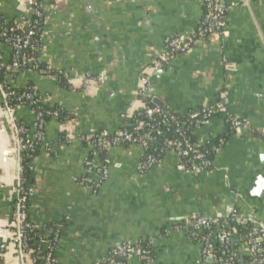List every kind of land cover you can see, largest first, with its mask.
Segmentation results:
<instances>
[{
    "label": "crops",
    "instance_id": "crops-1",
    "mask_svg": "<svg viewBox=\"0 0 264 264\" xmlns=\"http://www.w3.org/2000/svg\"><path fill=\"white\" fill-rule=\"evenodd\" d=\"M34 1L42 12L37 58L68 87L57 76L34 71L8 83L30 84L44 106L71 115L46 121L25 176L32 189L29 223L57 228L55 264H94L118 244L140 241L149 242L154 264H213L212 256L202 254L204 229L191 230L189 221L235 214L264 227V0H221L222 29L161 64L166 40L189 36L199 26L201 0H0V20L15 22ZM0 55L9 61L10 49L0 46ZM81 75L102 82L85 86ZM146 75L149 97L179 115L218 109L193 129L202 144L224 134L228 118L245 128L222 141L210 170L188 168L168 150L144 171V147L120 146L106 154L108 178L84 185L90 152L65 138L126 128L145 104L137 91ZM16 114L32 125L27 108ZM15 167V136L0 98V230L12 222ZM231 244L238 264H252L242 258L251 257L248 242L234 237ZM257 252L264 257V241ZM0 264H19L12 248L0 254ZM128 264L140 262L132 257Z\"/></svg>",
    "mask_w": 264,
    "mask_h": 264
},
{
    "label": "built area",
    "instance_id": "built-area-1",
    "mask_svg": "<svg viewBox=\"0 0 264 264\" xmlns=\"http://www.w3.org/2000/svg\"><path fill=\"white\" fill-rule=\"evenodd\" d=\"M204 8L203 18L192 34L189 36L177 35L170 37L164 44L163 54L157 64L165 63L171 60L174 56L190 51L195 42L205 40L210 35L217 33L223 27V18L226 13V8L221 0H201ZM42 18V12L36 1L32 2L31 6L25 15H22L14 22L15 27L11 28L9 32H0V46L5 45L10 49L11 55L9 61H4L0 55V73L5 74L9 78L17 75H23L27 71H34L40 75H49L52 71L51 67L43 64L37 58V52L40 49L41 41L36 39L34 24L37 20ZM45 65V66H43ZM66 78V76H65ZM80 81L85 86H90L95 83H101V78H93L89 76H79ZM68 82V80H67ZM149 82L150 77L144 76L141 80L137 95L149 97ZM19 87L8 85L4 86L0 82V98L3 112L6 116L9 128L15 136L16 142V167L14 182L11 185V190L14 195L13 215L11 225L7 230H0V254L7 252L12 248L19 264H34L36 258L33 256L35 252H43V264H55L54 262V248L58 237L55 231L52 236L40 234L37 236L36 244L37 250L31 249L26 238V230L33 227L28 220L29 199L32 189L26 185L24 178L27 164L24 163L23 154L34 150L37 146H41V141L44 133L46 121L43 119V113L32 106L42 104V96L32 86H23V92L18 93ZM148 94V95H147ZM30 107V109H29ZM21 108H27L33 117L31 126L20 122L16 112ZM141 113L148 120L138 121L134 119L139 110L132 115L131 122L126 128L115 133L101 131L97 134L66 137V142L78 141L84 144L89 152L90 158L85 163V176L81 179V183L88 187H93L95 180H106L109 176L110 161L105 155L101 158V163L96 165L94 159L99 157L102 152L107 154L112 148L120 146L141 145L154 142L162 134L159 129L160 125L167 126L175 119L169 114L168 110L156 106L148 107L145 104L141 108ZM218 112L214 107H203L194 110L189 114V121L200 123L208 120L211 116ZM53 118H57L58 112H50ZM231 125V129L240 132L245 125L242 126L237 120L228 118L226 121ZM179 125V124H178ZM144 128H147L144 130ZM181 137L174 144L171 149L178 157H188L191 161L197 162L190 168L195 171L206 170L209 163L204 160L205 154L199 149V145H204L197 141V144H192L185 137V133L176 130ZM222 144V141H220ZM156 161L152 156H146L141 163L144 171L150 170ZM96 176V178H94ZM2 188L3 185L0 184ZM229 220L236 224H250L256 228L248 235V245L253 257L252 264H264V257L255 256L259 244L264 239V227L260 223H256L254 219L249 216L242 218L235 214L230 215ZM219 219H211L207 217H197L189 221L191 230L204 229L201 236L202 254L212 256L214 258L213 264H232L230 259L224 260L222 258H215L214 251L219 250L221 255L229 244L233 242L234 235L228 230L225 225H219ZM114 256H118L123 261L118 262L113 258L104 257L97 260L94 264H128V260L132 257L139 259L140 264H153L145 250L133 248L130 244H118L112 251ZM235 254V253H234ZM237 255V254H236Z\"/></svg>",
    "mask_w": 264,
    "mask_h": 264
},
{
    "label": "trees",
    "instance_id": "trees-1",
    "mask_svg": "<svg viewBox=\"0 0 264 264\" xmlns=\"http://www.w3.org/2000/svg\"><path fill=\"white\" fill-rule=\"evenodd\" d=\"M203 10H204V8H203ZM33 26H34V31H35L34 37L38 40V39H40V33H41V19L37 20ZM14 27H15L14 22H5V21L0 20V32H9L10 29L14 28ZM43 66H45V65H43ZM49 75L57 76L60 80V83L63 86L68 87V84L65 82V80L62 78V76L59 73L52 70ZM16 77L17 76H14L13 78L15 79ZM9 79H11V78L7 77L3 73H0V82L2 84H4V86L8 87V85H10L8 83ZM28 86H31V85L28 84ZM16 89H17L18 93L23 92V89L20 87H19V89L18 88H16ZM139 98L144 101L146 106H148V107L154 106L151 103L150 97H144L141 95V96H139ZM35 108H36V110L43 113L44 121H49L51 118H53L50 114V112H53V111L58 112V116H57V118H55L57 121L64 122L65 120L71 118V115L67 111H65L59 107L49 109L46 106H44L43 104H39L37 106L31 107V109H35ZM162 108L164 110H168L169 114L171 116H173V118L175 120L173 122H170L169 125H167V126L160 125L159 129L162 131V134L159 137H157L156 141L146 143L143 146L144 151H145V157L150 155L158 162L163 158L165 152L168 150H171L174 147L175 142L177 140L181 139V137L176 132V130L178 128L180 129V131H183L185 133V137L189 140L190 143L197 144L198 142H197V139L195 138V136L193 134V129H195L198 125H200L203 122L202 121L200 123H195V122L189 121V114L193 111L189 112L186 115H179L176 112H174V111H172L166 107H162ZM29 109H30V107H29ZM140 113H141V111L139 110L137 115L134 116V119H136L138 121L146 122L148 119ZM146 129L147 128H144V130H146ZM227 129L228 130L224 134H222L221 136H218L214 140L208 141L204 145H199V149L201 151H203L205 154L204 160H206L209 163L208 167L206 168L208 170H210L212 168V160H213V157H214L216 151L219 148H221V146L223 145L224 141L228 138V136L232 132H234V130L231 129V125L229 123L227 124ZM220 141H223V143L220 144ZM40 148H41V146H37L34 150L25 152L23 154L24 163L27 164V162L30 159V156H35L40 151ZM105 155H106L105 152H102L100 154V157L103 158ZM179 159H180L181 163L188 168H190L193 164L197 163V162L193 163V161H191L190 158H188V157H180L179 156ZM27 172H28V170L26 169L25 173H24V178H25ZM223 224L225 225V227L228 230H230V232L233 233L234 237H238L241 240L248 242V235L252 231V226L250 224H243L242 223V224L236 225V224L232 223L229 220V218L219 220V225H223ZM54 231H57V228L54 226L53 227L52 226H46V227L41 228V229L35 228L34 226L33 227L30 226V228H28L26 230V238H27V242H28L30 248L37 250L38 245L36 244L35 241H36L38 235L45 234L47 236H52ZM263 241H264V239H263ZM131 246L135 249L147 251L149 254L148 256L150 257V259L152 260V263L154 264L153 253H152V249H151L149 242L140 241L136 244H133V245L131 244ZM114 248L115 247L111 248L104 257H110V258H113L115 261L122 262L123 260L121 258H119L118 256H114L112 254V251ZM234 248H235L234 245L229 244L227 246V248L224 250L225 252L223 255H221L219 250H215L214 256L217 259H219V258H222L224 260L230 259L232 264H238L240 258L236 254H234ZM255 254H256L255 256H257V257H263L257 251ZM43 255H44V253L41 251L35 252L33 254V256L36 258V261L34 264H43V260H42ZM242 258L245 259L247 262L252 263L253 257H246V258L242 257ZM141 263L143 264V262H141Z\"/></svg>",
    "mask_w": 264,
    "mask_h": 264
},
{
    "label": "water",
    "instance_id": "water-1",
    "mask_svg": "<svg viewBox=\"0 0 264 264\" xmlns=\"http://www.w3.org/2000/svg\"><path fill=\"white\" fill-rule=\"evenodd\" d=\"M148 95V94H147ZM151 103L156 106V107H159V108H162V107H165V104L158 98L156 97H152L151 98Z\"/></svg>",
    "mask_w": 264,
    "mask_h": 264
}]
</instances>
